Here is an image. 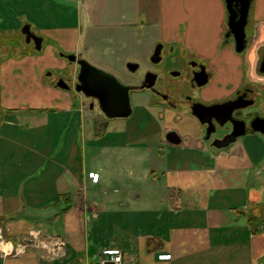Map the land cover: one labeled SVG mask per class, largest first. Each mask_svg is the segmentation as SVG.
<instances>
[{
	"label": "crops",
	"instance_id": "obj_1",
	"mask_svg": "<svg viewBox=\"0 0 264 264\" xmlns=\"http://www.w3.org/2000/svg\"><path fill=\"white\" fill-rule=\"evenodd\" d=\"M69 1L79 8L71 24H65L66 12H58L50 0H0V104L5 102L2 96L5 92H16L11 100L12 107L7 111H17L18 116V111L24 109L20 106L24 101L46 94L45 104L52 106L62 96L50 88L53 86L47 80L42 81V67L32 60L30 51L22 52L19 58L14 57L16 60L11 59L13 63L9 65L8 47L4 42L11 41L8 32L16 31L20 24L23 29L28 28L39 36L37 32L42 31V36L53 38L62 49L76 56H80L76 54L75 46L82 30H111L114 52L115 48L122 49V43L128 47L142 46L140 52L120 51L125 58L130 57L131 61L142 64L146 63L156 43L172 45L174 49L178 46L205 63L211 74L212 83L208 85L211 96L216 98L231 94L242 82L251 86L257 84L264 90V70H259L264 53V0L250 2L248 40L241 57L236 55L232 43L224 42L228 18L225 0ZM70 31L76 32L75 35ZM11 80L13 83L9 82ZM21 80H24L22 89L19 86ZM23 91L28 92L26 96ZM79 93L74 91L81 102L79 109L84 111ZM29 101L31 105L36 103V100ZM69 104L66 101L59 107L42 110L55 113L64 110L67 115L59 123L62 127L67 126L66 131L77 123H89L85 116L77 118L78 111L71 112ZM60 106L64 107L63 110ZM45 122L42 119L36 124L41 128L48 125ZM12 140L13 145H10ZM36 140L39 151L36 147L28 150L25 143L29 144V140L24 142L21 135L9 134L8 126L0 122V234L3 235L0 264H96L110 250L122 252L123 264H264V223L253 233L248 222L250 217H255L254 224L264 220L262 151L255 155L245 154L248 156L245 159L246 172L241 171L239 176V171L225 172L224 176L221 172L215 173L213 179L219 175V182L225 184L221 190L225 187L232 189L231 203L227 210L216 208L204 218L205 215H198L205 208L200 205L198 195L189 204L177 195L163 200L165 207H169L167 209L157 208L156 202L150 209L137 210L130 209L127 201L115 202L99 196L88 198L83 194L88 188L87 183L91 181L99 186L100 173L94 172V177H89L88 173L92 171L85 174L81 169L71 174L56 168L52 164L55 157L51 154L54 151L53 137L38 138L35 134L33 144ZM62 150L64 148L60 153ZM31 152L36 153L32 160L31 155L27 156ZM97 174L98 181L94 183L92 180ZM140 196L137 194L132 198L138 201ZM126 199L131 200L127 196ZM206 201L205 206L210 207L218 199L209 197ZM195 204L200 207H194ZM170 206L178 210L173 211ZM179 214L184 219L181 218V223L190 225L189 228H184L185 225L172 227V219ZM203 222L209 230V237L219 234L231 239L235 237L232 241L239 239L233 246L235 250L219 259L203 258L197 252L183 253L185 238L195 243L198 237L193 231Z\"/></svg>",
	"mask_w": 264,
	"mask_h": 264
},
{
	"label": "rangeland",
	"instance_id": "obj_2",
	"mask_svg": "<svg viewBox=\"0 0 264 264\" xmlns=\"http://www.w3.org/2000/svg\"><path fill=\"white\" fill-rule=\"evenodd\" d=\"M50 3L58 12H66L67 22L65 24L73 23L75 11H79V8L75 7L74 3L72 4L69 0H50ZM65 7H67V10ZM22 26L20 24L16 31L8 32L11 41L4 42V45L8 47L10 66L13 63L11 59H15L14 57L19 58L24 51H30L33 57L32 60L37 61L42 67V81L45 82L47 80L51 84V81L46 76L50 72L53 74L56 72L73 74L75 66L61 56L64 53L70 54L69 51L62 49L53 38L42 36L44 34L42 31L37 32L42 38L41 47L38 49L34 40L26 41ZM70 33L75 35L76 32L70 31ZM80 37L75 46L76 54L80 55L83 60L92 66L123 80L129 74L125 69V64L131 61V58H125L120 55V51L123 53L125 49H128L140 52L142 49V46L128 47L126 43H122V49L115 48L114 52L112 50L114 40L111 30L93 32L82 30ZM57 40L59 39L57 38ZM243 54L244 50L240 53L237 52L236 55L241 57ZM29 60H31V57H29ZM143 71L144 65L136 72L138 78L142 76ZM237 76L239 77L238 79L241 78L239 72ZM9 82L13 83L12 80ZM210 83L212 81H209ZM23 84L24 80H21L19 82L21 89L24 86ZM252 85L256 90V96L255 101L247 110L257 111L264 117V90L257 84ZM50 88L57 90L62 95L58 97L59 101L56 104L47 106L45 104L47 103V95L41 94L39 97H34L36 101H32L36 103L33 105L28 103L29 100L24 101V105L20 104L24 109L18 111L20 114L18 116L16 114L17 111H7V108L11 109L12 107L10 106L11 100L14 99L13 96L16 92H5L2 95L5 102L0 104V122L8 126L9 134L15 137L21 135L24 142L25 139L29 140V144L25 143L28 150L29 148L33 150L36 147V150L39 151V148H37L39 145L37 143L38 140H36V144L32 142L33 135L36 134L38 138L43 136L53 137L54 144L52 146L54 151L51 154L55 157V160H52V164L56 165V168L64 169V171H69L71 174L72 171L79 172L81 169L85 170V174L87 171L100 173L99 184L101 186L93 185L91 181L87 183L88 188L85 189L83 194L85 193L88 198L99 196L115 202L127 201L130 209L137 210L150 209L156 202L157 206H159L157 208L167 209L169 207H165L166 204L163 200L173 199L177 195L180 198L183 197L186 204H189L198 195L200 197V205L202 204L205 207L202 212H198V215H205L204 218H206L216 208L218 210H227L231 203V194H233L232 189H226V187L223 190L220 189L225 184L221 185L220 179H218L220 178L219 175H217L216 179H213L215 173L221 172L222 176H224L223 173L225 172L239 171L237 174L239 176L241 171L246 172L247 163L245 159L248 156L245 154L248 152L255 155L262 151L261 158L264 161V137L258 132L247 133L243 138L237 140L238 142L231 143L228 148L223 149L221 152L213 153L196 146L193 140L198 139L197 134L198 132L201 133V129L194 126L195 122H190L186 118L179 120L175 113H170L163 105L151 103L152 99L148 100L149 93L145 89L132 92V112L128 117L113 118L109 120L110 122L105 119L106 122H101L103 121L101 114L98 113V116H95L96 119L88 114L90 113V101L82 93L79 94L83 98L82 104H84L82 108L84 111L79 109L81 102L80 99L76 98L73 90L63 91L55 86ZM23 93L26 96L28 92L23 91ZM63 101L65 103L66 101L70 102L71 112L78 111L77 118L85 116L89 123H77V125L69 127L66 131L67 126L62 127L59 123L64 121V117L67 115V113L63 112L64 107L60 106V110L63 111L59 113L42 110L59 107V105L64 104ZM152 101H156L155 98ZM16 107H19V105ZM29 108H33V110ZM26 109L29 110L27 111ZM95 112L97 113V111ZM6 113L7 115L4 117ZM28 114H31L30 119ZM42 119H45L47 121L45 123L48 125L39 128L36 123L41 122ZM166 127H171L180 132V134L187 135L191 141L186 146L184 144L177 146L167 143L163 139ZM30 129L33 131L26 133ZM13 142V140L10 141V145H13ZM110 145H113V147H108ZM62 148H64V151L62 150L60 153ZM184 148H186V151H184ZM34 154L36 153L31 152L27 156L31 155L32 160ZM51 154L49 155L51 156ZM216 168H218L217 171ZM98 176L99 174L92 182H97ZM237 184L239 185L236 182ZM98 188L101 189V192L98 191ZM137 194L141 195L139 200H133L132 197ZM126 196L131 200H127ZM209 197L218 199L214 206L212 204L210 207L205 206L208 204L206 199H209ZM160 199H162V202ZM170 204L173 206L172 202ZM194 207L200 206L195 204ZM171 209L173 211L178 210L173 207ZM186 209L188 210V208ZM181 215L179 214L176 219H172V222L174 221V224H172L173 228L179 225H185L184 228L190 227L186 223H181L183 222L181 218L184 220ZM204 225L205 223L203 222L198 229L193 231L198 237L195 243L193 240L185 238L182 243L183 253L191 255V253L195 254L197 252L201 253L203 258L217 257L219 259L235 250L233 246L240 241L239 239L236 242L232 241L235 237L231 239L227 235L219 234L209 237V230ZM239 225L240 222H238ZM142 229L145 230V226ZM179 229L182 230V228ZM34 237L36 238V234ZM31 244H34V242ZM168 256L170 257L171 255L169 254Z\"/></svg>",
	"mask_w": 264,
	"mask_h": 264
},
{
	"label": "flooded vegetation",
	"instance_id": "obj_3",
	"mask_svg": "<svg viewBox=\"0 0 264 264\" xmlns=\"http://www.w3.org/2000/svg\"><path fill=\"white\" fill-rule=\"evenodd\" d=\"M247 26H245L246 44L248 40ZM29 36L36 37L39 35L30 31ZM224 42L226 44L232 43L233 49L236 51L234 35L230 32L228 26V18ZM69 52L70 54L64 53L61 56L75 66L73 74H60L58 72L53 74L50 72L46 76L51 81L52 86L63 91H77L76 87L80 86L78 80L80 71L79 61L83 59L80 56H76L75 60L70 61L68 56L75 55V53ZM263 62L264 53L260 58L259 70ZM142 65H144V71L142 76L138 78L136 72ZM125 69L129 72L128 76L124 80L117 77V80L129 87L130 104L132 92L147 90L149 93L148 100H153V98L156 100H151V103L163 105L170 113H175L179 117V120L186 118L190 122H195L194 126L199 127L201 133L198 132V139L193 141L196 146L204 148V150L213 153L221 152L231 145L230 143L229 145L221 146L228 139L230 132L233 130L241 133L244 132L242 136L237 137L236 142L247 133L254 132L250 127V123L255 117H263L257 111L247 110L255 101L256 90L253 86L242 82L227 96L219 98L211 96L210 88H208L211 74L205 63L194 54L186 52L178 46L174 49L172 45L158 42L154 45L146 63L128 61L125 64ZM204 80L205 82L202 83ZM158 85L160 86L159 88ZM77 92L82 93L83 96L89 99L90 115L92 118L96 119L95 116H98L99 113L103 116V121L101 122L113 119L105 115L96 97L87 96L82 90ZM224 103H229V106L221 109L214 108L216 105ZM234 105H237V107L228 115V109ZM163 139L167 143L177 146L180 144L186 146L191 141L187 135H182L171 127L165 128ZM184 151H186V148H184Z\"/></svg>",
	"mask_w": 264,
	"mask_h": 264
},
{
	"label": "water",
	"instance_id": "obj_4",
	"mask_svg": "<svg viewBox=\"0 0 264 264\" xmlns=\"http://www.w3.org/2000/svg\"><path fill=\"white\" fill-rule=\"evenodd\" d=\"M225 2L228 10V26L235 39V50L241 52L246 45L245 26L248 22L251 0H225ZM23 31L27 41L30 39L34 40L36 47L40 49L42 38L40 36H29L30 30L28 28H24ZM75 57L76 55H70L68 59L72 61L75 60ZM79 64L78 80L80 86H77L76 90H82L87 96L96 97L100 102L101 109L108 118L129 116L131 113L129 87L119 82L112 74L92 66L85 60H80ZM261 65L260 70L263 71L264 62ZM204 82L205 80L202 83ZM229 103L218 104L214 108H227ZM236 107L237 105L231 106L227 114L230 115L231 111ZM250 127L254 132H258L264 137V117H255L250 123ZM243 133L233 130L221 146L235 142L237 137L242 136Z\"/></svg>",
	"mask_w": 264,
	"mask_h": 264
},
{
	"label": "built area",
	"instance_id": "obj_5",
	"mask_svg": "<svg viewBox=\"0 0 264 264\" xmlns=\"http://www.w3.org/2000/svg\"><path fill=\"white\" fill-rule=\"evenodd\" d=\"M94 172H89L88 176L92 177ZM0 241H3V238L0 234ZM96 264H123V255L119 250H110L105 252Z\"/></svg>",
	"mask_w": 264,
	"mask_h": 264
},
{
	"label": "trees",
	"instance_id": "obj_6",
	"mask_svg": "<svg viewBox=\"0 0 264 264\" xmlns=\"http://www.w3.org/2000/svg\"><path fill=\"white\" fill-rule=\"evenodd\" d=\"M254 219H255V217H250L249 221H248L249 222V226H250V231L253 232V233L257 232L260 229V225H262L264 223V220H262V221H260V223L254 224L252 222V220H254Z\"/></svg>",
	"mask_w": 264,
	"mask_h": 264
}]
</instances>
